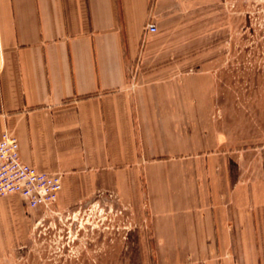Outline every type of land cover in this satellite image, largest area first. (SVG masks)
<instances>
[{
	"label": "crops",
	"instance_id": "1",
	"mask_svg": "<svg viewBox=\"0 0 264 264\" xmlns=\"http://www.w3.org/2000/svg\"><path fill=\"white\" fill-rule=\"evenodd\" d=\"M195 2L0 0V140L8 132L24 162L62 175L59 198L82 175L128 187L146 165L174 166L146 177L174 182L150 191L156 244L191 247L194 264H264V192L242 189L240 157L194 155L191 135L160 133L175 117L160 97L128 90L143 39L158 33L146 25ZM29 222L21 199L0 198V253Z\"/></svg>",
	"mask_w": 264,
	"mask_h": 264
},
{
	"label": "rangeland",
	"instance_id": "2",
	"mask_svg": "<svg viewBox=\"0 0 264 264\" xmlns=\"http://www.w3.org/2000/svg\"><path fill=\"white\" fill-rule=\"evenodd\" d=\"M158 26L129 70V92L160 97V110L175 115L161 134L191 135L200 147L194 155H238L242 189L253 183L264 192V0H198L187 13L162 15ZM170 168L146 165L142 180L128 187L82 175L50 209L28 210L14 195L30 222L0 253V264H194L191 247L153 238L150 191L174 182L146 177Z\"/></svg>",
	"mask_w": 264,
	"mask_h": 264
},
{
	"label": "built area",
	"instance_id": "3",
	"mask_svg": "<svg viewBox=\"0 0 264 264\" xmlns=\"http://www.w3.org/2000/svg\"><path fill=\"white\" fill-rule=\"evenodd\" d=\"M146 33L154 34L158 28L154 22L146 25ZM63 190L62 175L39 171L24 162L16 137L5 132L0 140V198L19 195L32 209H50Z\"/></svg>",
	"mask_w": 264,
	"mask_h": 264
}]
</instances>
